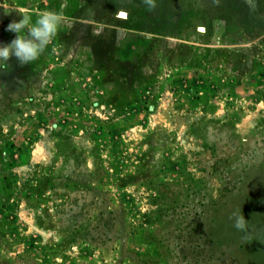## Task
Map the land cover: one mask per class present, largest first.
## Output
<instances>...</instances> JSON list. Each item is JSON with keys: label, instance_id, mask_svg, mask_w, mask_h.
Wrapping results in <instances>:
<instances>
[{"label": "rangeland", "instance_id": "rangeland-1", "mask_svg": "<svg viewBox=\"0 0 264 264\" xmlns=\"http://www.w3.org/2000/svg\"><path fill=\"white\" fill-rule=\"evenodd\" d=\"M61 11L0 89V264H264V0H0L1 46Z\"/></svg>", "mask_w": 264, "mask_h": 264}, {"label": "clouds", "instance_id": "clouds-1", "mask_svg": "<svg viewBox=\"0 0 264 264\" xmlns=\"http://www.w3.org/2000/svg\"><path fill=\"white\" fill-rule=\"evenodd\" d=\"M149 4L152 0H147ZM62 26H70L64 13L43 12L37 16L35 23L31 15L25 14L19 22L13 21L7 26V31L16 33V38L8 45L0 46V61L7 62L13 56L23 66L37 60L56 37ZM26 31V35L22 33ZM244 219L236 220L237 229L244 228Z\"/></svg>", "mask_w": 264, "mask_h": 264}, {"label": "trees", "instance_id": "trees-1", "mask_svg": "<svg viewBox=\"0 0 264 264\" xmlns=\"http://www.w3.org/2000/svg\"><path fill=\"white\" fill-rule=\"evenodd\" d=\"M1 45L2 42L0 41ZM16 68L10 59L7 62L0 61V89L6 92L20 82L21 76L17 74Z\"/></svg>", "mask_w": 264, "mask_h": 264}, {"label": "crops", "instance_id": "crops-1", "mask_svg": "<svg viewBox=\"0 0 264 264\" xmlns=\"http://www.w3.org/2000/svg\"><path fill=\"white\" fill-rule=\"evenodd\" d=\"M88 22H90V21H84V20H81V19H74V20H71L70 21V26H69V30L70 31H68L69 33H71V30L74 28V26H83V24H86V23H88ZM91 23V22H90ZM90 25V24H89ZM112 27H114L113 29H117L118 31H121V32H125L126 30H125V28H123V27H117V26H112ZM80 28V27H79ZM79 28L77 29V31H72V34L73 33H77V32H79ZM73 48H75V50H77V51H75V52H73L74 54L76 53V55H78V57H79V55H83L84 54V56H89V54H93L94 55V49H93V45L91 46V47H83V46H79V43H78V41L77 42H75V44H74V46H73ZM79 60V59H78Z\"/></svg>", "mask_w": 264, "mask_h": 264}, {"label": "bare ground", "instance_id": "bare-ground-1", "mask_svg": "<svg viewBox=\"0 0 264 264\" xmlns=\"http://www.w3.org/2000/svg\"><path fill=\"white\" fill-rule=\"evenodd\" d=\"M121 16H123V17H124L125 15L121 13Z\"/></svg>", "mask_w": 264, "mask_h": 264}, {"label": "water", "instance_id": "water-1", "mask_svg": "<svg viewBox=\"0 0 264 264\" xmlns=\"http://www.w3.org/2000/svg\"><path fill=\"white\" fill-rule=\"evenodd\" d=\"M123 14V13H122ZM120 16H121V14H120Z\"/></svg>", "mask_w": 264, "mask_h": 264}]
</instances>
